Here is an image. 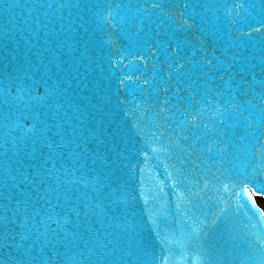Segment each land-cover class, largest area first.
Wrapping results in <instances>:
<instances>
[{"label":"water","instance_id":"water-1","mask_svg":"<svg viewBox=\"0 0 264 264\" xmlns=\"http://www.w3.org/2000/svg\"><path fill=\"white\" fill-rule=\"evenodd\" d=\"M252 196L264 0H0V264H264Z\"/></svg>","mask_w":264,"mask_h":264},{"label":"rangeland","instance_id":"rangeland-1","mask_svg":"<svg viewBox=\"0 0 264 264\" xmlns=\"http://www.w3.org/2000/svg\"><path fill=\"white\" fill-rule=\"evenodd\" d=\"M258 204L264 210V202L258 201Z\"/></svg>","mask_w":264,"mask_h":264},{"label":"snow or ice","instance_id":"snow-or-ice-1","mask_svg":"<svg viewBox=\"0 0 264 264\" xmlns=\"http://www.w3.org/2000/svg\"><path fill=\"white\" fill-rule=\"evenodd\" d=\"M250 199H251V194H250ZM254 203V202H253Z\"/></svg>","mask_w":264,"mask_h":264}]
</instances>
